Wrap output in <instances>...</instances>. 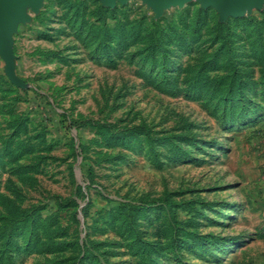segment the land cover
<instances>
[{"label":"rangeland","instance_id":"1","mask_svg":"<svg viewBox=\"0 0 264 264\" xmlns=\"http://www.w3.org/2000/svg\"><path fill=\"white\" fill-rule=\"evenodd\" d=\"M25 11L12 74L0 52V264H264V0Z\"/></svg>","mask_w":264,"mask_h":264},{"label":"water","instance_id":"2","mask_svg":"<svg viewBox=\"0 0 264 264\" xmlns=\"http://www.w3.org/2000/svg\"><path fill=\"white\" fill-rule=\"evenodd\" d=\"M40 0H0V41L1 55L7 62V70L13 73L15 55L13 53V30L18 20L26 15V6L38 7ZM108 4H114L116 0H102ZM125 1V0H122ZM160 12L164 6L170 4H183L188 0H144ZM203 4H213L221 9V15L237 16L245 8L259 5L263 0H200Z\"/></svg>","mask_w":264,"mask_h":264}]
</instances>
